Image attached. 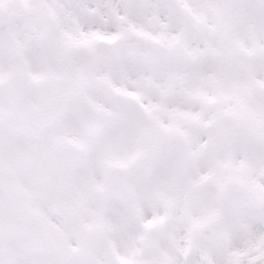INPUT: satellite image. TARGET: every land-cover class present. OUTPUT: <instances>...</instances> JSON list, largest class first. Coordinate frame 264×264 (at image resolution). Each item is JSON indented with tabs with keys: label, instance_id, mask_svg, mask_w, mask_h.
Instances as JSON below:
<instances>
[{
	"label": "snow or ice",
	"instance_id": "obj_1",
	"mask_svg": "<svg viewBox=\"0 0 264 264\" xmlns=\"http://www.w3.org/2000/svg\"><path fill=\"white\" fill-rule=\"evenodd\" d=\"M0 264H264V0H0Z\"/></svg>",
	"mask_w": 264,
	"mask_h": 264
}]
</instances>
